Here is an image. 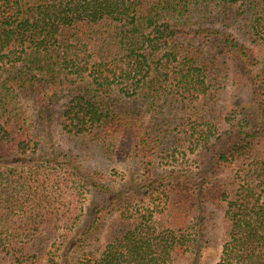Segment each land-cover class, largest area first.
<instances>
[{
	"label": "trees",
	"instance_id": "1",
	"mask_svg": "<svg viewBox=\"0 0 264 264\" xmlns=\"http://www.w3.org/2000/svg\"><path fill=\"white\" fill-rule=\"evenodd\" d=\"M85 156L138 172L107 184ZM219 245L264 264V0H0V264H211Z\"/></svg>",
	"mask_w": 264,
	"mask_h": 264
},
{
	"label": "rangeland",
	"instance_id": "2",
	"mask_svg": "<svg viewBox=\"0 0 264 264\" xmlns=\"http://www.w3.org/2000/svg\"><path fill=\"white\" fill-rule=\"evenodd\" d=\"M61 127L60 125L54 123L53 126L51 127V131L53 132V136L55 137V145L56 148L58 149H62V150H67L66 152H71V153H81L79 152L78 149L75 148V142L74 140L70 139L69 137L63 135L61 132ZM86 157V156H85ZM86 162H84V166L85 168H89L95 171H106L105 174V179H106V183L110 184L112 181V185H121L124 184V182L127 179V176L130 177L132 175H134V173L138 172V165L135 162H127L124 160H121V162H119L117 165L113 164V163H104L101 160L97 161L94 160L92 158V156H87L86 157ZM115 168H117V170H114ZM170 169V167H166L165 170ZM160 170H163L162 168H160ZM108 171V172H107ZM70 186H72V184H70ZM113 217L108 218L105 222H104V227L103 229L96 234L92 239H90L88 241V243L86 244L85 250L86 251H96V250H103L105 244H106V234H107V227L110 223V220ZM217 222H218V226L221 225V218L220 216H218L217 218ZM223 232L221 231L219 234V239H221ZM221 245H219L218 247L213 249V253L214 255V259L211 261V264H218L219 263V257L221 255ZM98 251V252H99Z\"/></svg>",
	"mask_w": 264,
	"mask_h": 264
}]
</instances>
